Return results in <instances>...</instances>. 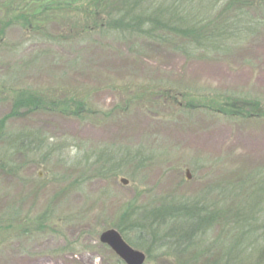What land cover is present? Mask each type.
<instances>
[{
    "label": "rangeland",
    "instance_id": "rangeland-1",
    "mask_svg": "<svg viewBox=\"0 0 264 264\" xmlns=\"http://www.w3.org/2000/svg\"><path fill=\"white\" fill-rule=\"evenodd\" d=\"M27 2L0 0V264H118L100 239L108 229L144 251V264H264V0H177L208 30H233L199 54L176 37L83 35L80 14L7 24L38 7ZM144 2L154 16L175 14L169 0ZM29 89L84 100L89 112L8 118ZM110 154L131 160L123 174L97 171ZM190 200L212 218L182 239L181 206H171Z\"/></svg>",
    "mask_w": 264,
    "mask_h": 264
},
{
    "label": "trees",
    "instance_id": "trees-1",
    "mask_svg": "<svg viewBox=\"0 0 264 264\" xmlns=\"http://www.w3.org/2000/svg\"><path fill=\"white\" fill-rule=\"evenodd\" d=\"M144 1L147 0H117V2H122L124 6L118 7L119 9H113V0H28L27 4H32V6H34L33 4H36L38 7L34 6V11H27L25 9L26 6L21 7V9L18 8L19 11L17 10V15L14 18L8 19L7 24L10 25L22 21L25 25H33L36 21L37 26H39L42 24V11L44 10H51L53 15L59 12L67 13L69 18H65L71 22L73 20L71 14L78 16L80 14L83 16V20H73L72 23L79 26L80 32L83 35L98 33L103 36H112L120 40L137 41L139 39H157L163 43L170 42L172 41V37H176L179 40L185 39V42L178 45V49H190L192 54H199L203 50L205 52H211L213 49H221L222 42L233 32L230 26L223 23L216 24V27L213 30H208L210 24H203V20L201 19V17L203 18V14L194 15L193 9L189 8V5L186 6L187 4L183 5V7H179L177 0H169L172 2V8L175 14H169V16L165 17L154 16V14L161 13L158 10L157 5L154 10L150 7L149 10L151 11L146 9V7L140 10V3H143ZM155 1L156 0H152L153 4H156ZM186 1L189 0H184V2ZM241 1L242 0H237L236 4L239 5ZM181 7L184 11L180 9ZM0 23H3V21ZM3 33L4 31L0 30V42L3 39ZM76 36L78 35L74 31L70 33V37L75 38ZM232 36L233 35H231V37ZM17 95L18 96L14 101V109L8 118L17 117L28 110L38 111L40 109L61 111L69 115L72 114L79 116L86 114L87 111L89 112L84 100L76 98L72 99L65 96H54V98H49L47 96L37 95L36 92L31 91L30 89L20 90ZM234 107L239 109L243 108L240 105ZM251 110L253 114H255L256 108L252 107ZM257 114L258 111L256 112V115ZM4 120L5 121L1 123L2 126L8 119ZM2 126H0V137L1 132L5 128ZM130 161L131 160L127 159L126 156L118 159V157H113V154H110V157L107 156L105 162H103L104 164L102 163L97 167V171L99 174L105 176L121 175L125 172V168H127L126 166ZM177 206H181V209L178 207L180 210H176L179 213V216L176 214V216L173 217L174 219H177L174 229L177 230L176 232L180 234V238L182 239H186L187 230L188 232L198 230L208 222V219L210 220L212 218L210 209H208V207L202 202H191L190 200L189 202H183L182 205L177 204L171 207L176 208ZM156 212H158L157 208H148V213L144 216H147L149 219L151 218V221H153L157 218V216L155 217ZM128 213L131 214V212ZM248 218L247 216L245 217V215L243 218L238 217L236 224L240 227H242L243 224L248 225L250 222V218ZM139 222L144 223V226L147 224V222L143 220H140ZM162 224L163 222L158 224L156 221L154 225L158 230L161 229ZM176 235L178 236V234ZM241 236H245V239L247 237L244 233L241 234ZM148 238L149 236L147 237L143 234L140 237L143 241H148ZM118 264L126 263L119 258Z\"/></svg>",
    "mask_w": 264,
    "mask_h": 264
},
{
    "label": "water",
    "instance_id": "water-1",
    "mask_svg": "<svg viewBox=\"0 0 264 264\" xmlns=\"http://www.w3.org/2000/svg\"><path fill=\"white\" fill-rule=\"evenodd\" d=\"M123 182L128 183L126 178ZM101 242L109 245L126 264H144L147 255L144 251L130 245L117 229H108L100 236Z\"/></svg>",
    "mask_w": 264,
    "mask_h": 264
}]
</instances>
